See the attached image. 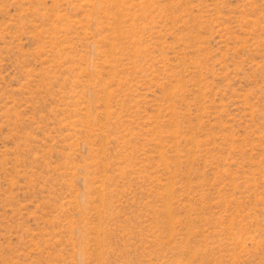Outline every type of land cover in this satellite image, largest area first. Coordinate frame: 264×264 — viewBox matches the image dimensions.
I'll use <instances>...</instances> for the list:
<instances>
[{
	"label": "rangeland",
	"instance_id": "obj_1",
	"mask_svg": "<svg viewBox=\"0 0 264 264\" xmlns=\"http://www.w3.org/2000/svg\"><path fill=\"white\" fill-rule=\"evenodd\" d=\"M0 264H264V0H0Z\"/></svg>",
	"mask_w": 264,
	"mask_h": 264
}]
</instances>
